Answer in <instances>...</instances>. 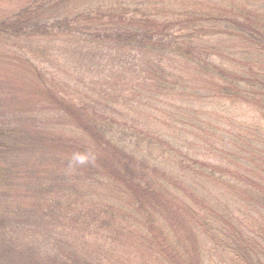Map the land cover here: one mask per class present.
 Masks as SVG:
<instances>
[{"label": "trees", "instance_id": "trees-1", "mask_svg": "<svg viewBox=\"0 0 264 264\" xmlns=\"http://www.w3.org/2000/svg\"><path fill=\"white\" fill-rule=\"evenodd\" d=\"M75 1L0 5L1 44L43 89L37 109L56 116L34 142L40 119L23 127L26 113L0 111V264H264V0H115L56 19ZM63 44L114 45L122 73L142 82L103 102L69 99L41 69L45 48ZM184 65L200 99L241 102L256 119L180 120L163 101Z\"/></svg>", "mask_w": 264, "mask_h": 264}, {"label": "rangeland", "instance_id": "rangeland-1", "mask_svg": "<svg viewBox=\"0 0 264 264\" xmlns=\"http://www.w3.org/2000/svg\"><path fill=\"white\" fill-rule=\"evenodd\" d=\"M23 1L27 2L28 0H0V5L2 7L10 8L9 10H14L18 5L22 4ZM114 2L115 0H76L68 9L67 7L63 8L59 12L60 17L57 16L58 18L56 17V19L73 18L74 15V17H76L81 14H94L97 9L107 8V6ZM178 4H180V1H178ZM52 16L54 17L55 15ZM51 19V21L55 20L54 18ZM1 43L3 42H0V55L2 54L3 57L0 56V88L6 95L5 96L0 91V99H4L0 100L1 113H3L8 120L12 118L21 120V116L26 113L28 121H25L23 116L21 123V126L23 127H25V125H34L36 121L40 119L37 121V123H39L36 124L32 129V132H30V136L38 131L36 127H39L41 130H47V128L52 129L54 125L52 119L56 122V116L53 117V111L49 110L48 103H44L43 107H41L42 104L39 105L40 107L38 106L37 109L34 101L37 91L40 92L43 89L33 87L27 78L30 77V75L34 77L33 71L30 67H26L21 60L16 61L11 55H9L12 52H17L16 54L19 53L12 48L14 44L5 45ZM218 44H221V47L224 48L228 46L227 43L223 42ZM78 46L82 55H78V52H74ZM78 46L74 47L70 44H63L62 53L57 52L54 56L52 55L53 52L50 51V48H45L48 54L46 59H50V62L48 61L47 63H44L45 68H41L42 72L49 74L47 79L50 80L56 91H67V95L72 96V98L69 99H74L75 101L77 99L78 102H84V98H86L103 102L106 99L112 98V96L114 98V95L120 93V89L127 90L128 86L133 87V85H138L139 82H142L141 80L136 81L134 75L135 71L133 70H128L127 75L122 73V70L118 67L117 63L119 54L114 45H112L113 49L97 45L87 46L86 44ZM228 52L230 53L232 50ZM236 52L239 53L237 49ZM92 53L94 54L92 55ZM133 56H137V54H132L130 57ZM43 59L46 60L45 58ZM54 60L56 61L55 65L51 67L50 65L54 64ZM127 60L130 63L134 62L132 59ZM179 66L182 68L181 65ZM184 66L187 67L186 70L178 69V71L184 76L183 80L175 87L170 95L164 98L163 101L165 104L169 105V107L166 108L173 109L174 114H177L180 120L192 122L196 117H202L209 120L210 116H214L217 120H222V122L231 118L234 120L235 116H243L244 121L249 120V122L256 119L257 114L254 115L253 110L248 112L247 107H243L241 102H237L234 109V105L231 102L225 103L223 101H214L212 103V101H209L208 99H200L198 97V92L199 90H204V86L195 83V75L193 72L197 70L191 66ZM186 81L189 82L188 87H186ZM127 83L128 85L126 86ZM126 93L127 92H125V94ZM40 97H42V95ZM119 100L121 104H123L120 105V109L123 110L124 113L130 114V110L133 109L132 104L125 101V98ZM45 101L47 100L45 99ZM220 103H224L223 107H220V109L224 112L225 116H223L219 109H216V111L222 116L212 114V105L217 106ZM155 105L157 104H154L150 110L158 113ZM231 111L234 117L226 116ZM165 117L169 116L166 115ZM63 120L58 119L59 122H63ZM235 121H237L238 124L239 122H244L242 120ZM230 124L235 125L237 123L231 122ZM179 127L183 126L179 125ZM40 137H42V135L38 133L32 136V139L34 142H38ZM142 147L145 149L147 148L144 144ZM27 236L30 238L29 244L32 246L28 248H32L35 252L40 250L44 257L41 254L39 256H42L47 260L45 254L46 245H44V240L40 238L41 236L35 234ZM126 244L127 242L125 238L124 244L121 245L124 246ZM16 260H12V264H17Z\"/></svg>", "mask_w": 264, "mask_h": 264}]
</instances>
